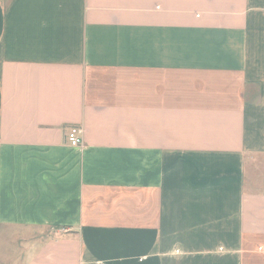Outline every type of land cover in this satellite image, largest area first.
I'll return each mask as SVG.
<instances>
[{
	"label": "crops",
	"instance_id": "0c3cea01",
	"mask_svg": "<svg viewBox=\"0 0 264 264\" xmlns=\"http://www.w3.org/2000/svg\"><path fill=\"white\" fill-rule=\"evenodd\" d=\"M0 264H264V0H0Z\"/></svg>",
	"mask_w": 264,
	"mask_h": 264
},
{
	"label": "rangeland",
	"instance_id": "374dc122",
	"mask_svg": "<svg viewBox=\"0 0 264 264\" xmlns=\"http://www.w3.org/2000/svg\"><path fill=\"white\" fill-rule=\"evenodd\" d=\"M27 230H20L19 228H13L11 231H9L4 238L8 239L9 244L8 250L11 252L10 255H16V253H20L21 245L23 242V236L27 235ZM29 234V233H28ZM36 234V233H34ZM38 234V233H37ZM47 233H45L46 235ZM39 236V235H38ZM4 256V255H3ZM13 260V258H12Z\"/></svg>",
	"mask_w": 264,
	"mask_h": 264
},
{
	"label": "built area",
	"instance_id": "2783aa9c",
	"mask_svg": "<svg viewBox=\"0 0 264 264\" xmlns=\"http://www.w3.org/2000/svg\"><path fill=\"white\" fill-rule=\"evenodd\" d=\"M83 129L78 125H74L69 128L67 133V141L73 147H80L83 145Z\"/></svg>",
	"mask_w": 264,
	"mask_h": 264
}]
</instances>
